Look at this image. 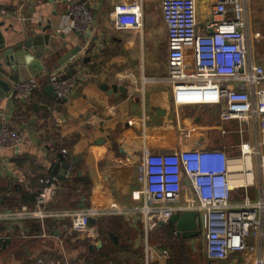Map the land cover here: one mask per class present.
<instances>
[{
  "label": "crops",
  "instance_id": "0c3cea01",
  "mask_svg": "<svg viewBox=\"0 0 264 264\" xmlns=\"http://www.w3.org/2000/svg\"><path fill=\"white\" fill-rule=\"evenodd\" d=\"M86 1L95 17L92 28L85 35L70 32L63 37L57 30L64 25L69 9L64 0H0L10 13L6 19L0 18V35L8 47L42 34V28L50 26L44 34L61 39L56 47L62 46L61 41L66 43L44 64L46 70L40 73L43 88L28 104L14 103L9 95L0 99V124L7 122L25 131L19 150L0 153V162L5 161L4 167L0 165V211L33 207L43 189L39 179L49 175L57 177L61 184L51 196V208L131 209L144 200L143 189L136 181V165L145 154L162 155L170 165L186 150H221L232 158L241 154L239 124L223 123L219 106L174 104V83L169 80L174 45L162 18L161 0H142V26L138 30H121L115 24L114 8L125 0ZM215 1L196 0L201 26L208 22ZM251 5L249 0L251 29L259 35L254 52L258 63L264 66V23L263 28L259 26L258 18L255 26ZM261 6L262 1L258 0V11ZM73 50H78V54L54 69L53 75L77 74V88L70 99L54 100L44 92L47 78L52 75L48 71ZM187 55L191 56V48ZM114 86L116 91L112 90ZM64 151L69 153L68 160L62 157ZM66 163L73 168L72 187L67 181L70 178L59 177ZM56 165H60L58 175L53 174ZM172 170L177 171L176 166L172 165ZM174 188L179 189L183 199L190 195L183 181ZM169 224L152 233L149 244L158 251H168L171 258L173 252L163 240L167 232L164 228ZM98 225L102 247L92 246L77 235L59 246L57 231L68 226V222L48 221L46 229L52 236L48 239L34 238L40 230L37 222L27 223V239L17 238L18 227L0 228V236L6 237L0 242V264H37L46 256L61 259L64 253L73 263L87 264L90 258H99L106 247L112 253L140 250L142 255L136 256V264H144L143 248L138 245L144 236L141 222L113 216ZM102 228L110 241L102 239ZM111 231L116 236L113 240L108 233ZM185 241L189 249L199 245L207 263H216L205 256L203 234ZM243 260L244 255L239 254L222 263L240 264Z\"/></svg>",
  "mask_w": 264,
  "mask_h": 264
},
{
  "label": "built area",
  "instance_id": "2783aa9c",
  "mask_svg": "<svg viewBox=\"0 0 264 264\" xmlns=\"http://www.w3.org/2000/svg\"><path fill=\"white\" fill-rule=\"evenodd\" d=\"M57 1V0H55ZM69 9L58 35L70 32L85 35L95 17L86 0H64ZM160 9L167 35L174 45L172 72L173 102L178 107L210 105L220 107L223 123L237 122L240 156L229 157L221 150L194 149L182 151L172 170L166 157L145 154L136 165V181L143 189L142 205L131 209L87 207L54 209L49 206L52 194L60 187L57 177L39 179L43 187L33 207L0 211V228L18 227L17 238H29L27 223L40 224L37 239L52 237L48 221L68 222L55 238L58 245L74 236L96 246L101 234L98 222L107 217L122 216L141 222L144 264H168L169 252L153 249L150 235L175 215L197 214V224L205 239V256L212 262H226L233 255H244L243 264H264V66L256 60L254 43L259 35L252 32L249 0H216L210 7L209 20L201 26L196 0H161ZM10 13L0 5V18ZM118 29L138 30L142 26L143 1L125 0L114 8ZM191 48V56L187 50ZM41 74L14 84L9 98L17 104H28L42 90ZM57 98H71L78 85V75H49ZM247 135L250 140H247ZM25 131L7 122L0 124V153L19 150ZM62 157L68 160L69 153ZM5 161L0 165L4 167ZM69 167L65 179L72 177ZM185 183L190 195L184 199L178 188ZM242 193V200L233 195ZM253 197V198H252ZM94 224L91 225V223ZM33 237V236H32ZM6 237L0 236V242ZM46 256L37 264L73 263L66 256Z\"/></svg>",
  "mask_w": 264,
  "mask_h": 264
},
{
  "label": "water",
  "instance_id": "95a60500",
  "mask_svg": "<svg viewBox=\"0 0 264 264\" xmlns=\"http://www.w3.org/2000/svg\"><path fill=\"white\" fill-rule=\"evenodd\" d=\"M50 29L51 26L42 28V34L34 35L22 43L9 47L6 45L3 36L0 35V99L8 97L14 84L19 81H28L33 76H38L40 73L45 72L46 68L44 64L55 54L59 53L63 47H66L65 41H61V47H56L57 45L55 43L57 40L61 39L44 34ZM63 37L65 36L63 35ZM77 54L78 50L67 53L60 58L59 62L52 69H49L48 72L53 74L54 69H59ZM117 89L116 86L112 88L114 91ZM103 90L106 91L107 86L103 87ZM44 92L52 99L59 100L52 86L48 85L45 87ZM69 167V163L63 165L62 168L64 171L62 176H59L61 179L65 178ZM59 170L60 165H56L53 174L58 175ZM169 223L175 226L176 235L184 240L193 239L201 234L197 224V214L194 212L175 215L170 219ZM92 224H94V222H92L91 225ZM98 246L102 247L101 241L98 243Z\"/></svg>",
  "mask_w": 264,
  "mask_h": 264
},
{
  "label": "trees",
  "instance_id": "16d2710c",
  "mask_svg": "<svg viewBox=\"0 0 264 264\" xmlns=\"http://www.w3.org/2000/svg\"><path fill=\"white\" fill-rule=\"evenodd\" d=\"M75 179H74V175H72V177L67 180L68 183L69 182H73ZM72 182L70 183L71 187H72ZM17 189V187H14ZM33 201V198H26L25 200H30ZM11 200V199H10ZM8 201L5 199V202L7 205L9 203H7ZM71 207H74L71 205ZM89 207H96V206H89ZM113 220H110L109 223L110 224H113L112 223ZM175 226L169 224L167 226V228H164L167 232H165L164 234V238L163 240L165 241V246L166 247H170V249L172 250L173 252V260L171 258L172 261H170L169 264H185L186 260H187V245H186V241L183 240L181 237L175 235ZM162 229V228H161ZM102 239H106L108 241H110V239L106 236V233L103 231V228H102ZM109 233V237L112 239L115 238V233L113 231L111 232H108ZM107 233V234H108ZM112 236V237H111ZM113 240V239H112ZM111 243V242H110ZM112 246V245H111ZM110 249L109 247H106L104 249H102V252L99 254V258H97V260H99L97 263L95 262L94 264H136L137 262V257H139V254L141 256V251L140 250H137L135 252L131 251V249L129 250H119V251H116L115 253L113 252H110ZM177 250V251H176ZM175 253V255H174ZM133 255V258H131ZM136 258H135V257Z\"/></svg>",
  "mask_w": 264,
  "mask_h": 264
},
{
  "label": "rangeland",
  "instance_id": "374dc122",
  "mask_svg": "<svg viewBox=\"0 0 264 264\" xmlns=\"http://www.w3.org/2000/svg\"><path fill=\"white\" fill-rule=\"evenodd\" d=\"M261 1H262V6L259 8V11H258V0H251V4H252L251 6H252V10H253L252 14H253V20H254L255 26H258V20L260 19L259 20V26H261L263 28L262 23H264V0H260V2ZM263 56H264V54H263ZM233 200L236 202L239 200H242V193L241 192L234 193ZM9 209H11V208H9ZM98 227L100 230L99 225H98ZM150 240H151V238H150ZM198 247H199V245H198ZM198 247H193L190 249H189V247H187L188 248L187 249L188 250L187 255H186L187 260H186L185 264H221V263H207L206 260L203 258V254H202V252H200ZM168 248H170V247L168 246ZM141 255H142V252H141ZM174 255H175V253H174ZM171 258L173 260V255L171 256ZM171 258H170V260H171ZM170 260H169V263H170ZM98 261L99 260H97L95 258H90L87 261V264H92L95 262L97 263ZM222 264H230V263L228 262V263H222ZM240 264H243V263L240 262Z\"/></svg>",
  "mask_w": 264,
  "mask_h": 264
}]
</instances>
